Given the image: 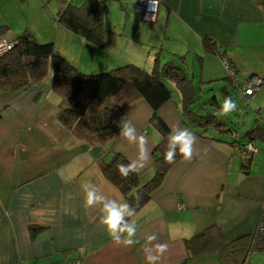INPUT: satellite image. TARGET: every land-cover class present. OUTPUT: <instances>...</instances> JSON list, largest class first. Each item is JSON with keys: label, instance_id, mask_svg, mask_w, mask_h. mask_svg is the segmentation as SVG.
I'll list each match as a JSON object with an SVG mask.
<instances>
[{"label": "crops", "instance_id": "crops-1", "mask_svg": "<svg viewBox=\"0 0 264 264\" xmlns=\"http://www.w3.org/2000/svg\"><path fill=\"white\" fill-rule=\"evenodd\" d=\"M52 1L0 0V26H7L3 37L14 39L29 30L43 42L57 31L52 40L59 39L61 55L83 71L128 60L147 59L152 67L159 56L162 63L180 66L190 59L199 62L203 78L227 58L240 84L253 74L264 77V0H160L152 21L136 10L134 0H79L77 5L67 0L74 6L105 2L104 46L57 23L61 3L56 0L58 9H50ZM111 11L120 19L116 24L109 21ZM205 38L226 58L209 52ZM171 83L173 98L161 115L186 156L123 231L119 220L127 200L102 163L122 153L142 182L154 175L152 154L162 135L151 123L147 101L135 100L117 136L103 145L61 124L63 97L51 79L15 92L0 90V264H181L187 259L223 264L218 250L189 258L186 240L202 231L228 241L256 232L264 204V154L259 148L248 168L241 155L239 165V142L187 124L181 90ZM203 103L198 98L193 107ZM260 129L247 138L253 144L264 140Z\"/></svg>", "mask_w": 264, "mask_h": 264}, {"label": "trees", "instance_id": "trees-1", "mask_svg": "<svg viewBox=\"0 0 264 264\" xmlns=\"http://www.w3.org/2000/svg\"><path fill=\"white\" fill-rule=\"evenodd\" d=\"M58 1L61 3L56 18L59 24L91 43L104 46L105 2H86L74 6L67 0ZM6 28L0 26V37H3ZM10 40L15 45L0 56V90L15 92L40 82L48 76L52 67V86L63 97L58 112L59 121L77 137L91 144H109L119 133L126 110L135 100L144 99L150 105L151 123L162 135L161 141L153 149L154 175L142 182L141 173L122 153H116L110 161L102 163L105 175L119 187L127 200V207L119 220L121 231L128 227L132 217L162 186L169 171L186 156L161 115L162 107L173 98L169 81L176 83L181 90L182 110L187 124L206 132L216 128L221 134H233L230 124L206 107L207 103L193 107L198 97L192 79L182 66L172 60L162 63L157 56L150 70L134 62H125L105 72L85 73L66 57L59 55L53 42H40L29 30ZM204 43L209 52L225 57V51L214 40L205 38ZM225 60L237 73L229 59ZM227 77L232 79L230 75ZM213 99L217 102L215 96ZM3 110L0 108V118L3 117ZM260 130V127H251L247 136L251 137L256 132L261 134ZM248 141L251 140L239 143L240 150L245 148ZM252 156L243 158L246 160L242 164L244 168L250 167ZM254 234L258 235L256 232ZM234 241H228L225 237H212L202 231L186 240L191 255L189 258L218 250L228 263L230 257L227 254L235 245ZM181 264H189V260Z\"/></svg>", "mask_w": 264, "mask_h": 264}, {"label": "rangeland", "instance_id": "rangeland-1", "mask_svg": "<svg viewBox=\"0 0 264 264\" xmlns=\"http://www.w3.org/2000/svg\"><path fill=\"white\" fill-rule=\"evenodd\" d=\"M48 2V1H46ZM74 4H79V0H74ZM50 9L56 7L58 9V1L53 0L51 3L48 4ZM57 12V11H56ZM109 14V13H108ZM142 14V13H141ZM58 15L55 13V20ZM112 22L120 21L118 14L115 12H110L109 15ZM57 21V20H56ZM58 23V22H57ZM109 24V22H108ZM51 37L48 38L49 41L46 42H53L55 44L56 52L61 55L59 49L62 47L59 45V39H55L57 41L54 42L52 38L59 37V33L57 31H53L51 33ZM63 56V55H62ZM165 60V59H164ZM188 63L182 64L184 69L190 75L191 79L195 80L196 82V89L197 94L199 95V101L204 102L207 101V105L210 106L212 112H214L220 119L225 120L230 124L233 129V134H226L228 136V140L237 141L240 144H244L246 139L248 138L247 132L251 127H260L264 129V84L261 86L260 90L256 93V96L248 102L239 92V89L236 85H234L233 78L230 80L227 76H229V71L227 64L225 62L216 63L212 65V73L205 74L204 77H201V63L192 61L191 59L188 60ZM123 62V61H122ZM129 62V60H128ZM134 62V61H132ZM150 61L147 59L144 61H140L139 64L150 70L154 62H151L152 67H150ZM166 62V61H164ZM124 63V62H123ZM123 63H112V67H108L106 69L100 70H86L84 69L85 73H98V72H105L106 70H111L118 65L116 64H123ZM208 65H210L208 63ZM111 66V65H110ZM193 72L195 77L193 78ZM54 73L53 68H50L49 74L45 79H51ZM216 75L212 79L210 76ZM232 81V82H231ZM206 82V83H205ZM169 87L175 89L171 82H169ZM228 92V93H227ZM214 96L218 98V102H214ZM180 99V98H179ZM182 101V100H181ZM198 101V99H197ZM196 101V102H197ZM261 105H258V104ZM258 106V107H256ZM260 112L258 111V109ZM258 108V109H257ZM214 134L220 133L216 128H211ZM255 148H260V153L264 154V140L254 139L253 140ZM239 145V144H238ZM239 148V147H238ZM258 155V154H256ZM240 156L241 150L238 151V163L240 165ZM235 245L231 248L230 253H228V257H230V262L226 263L224 260L222 261L223 264H264V236L263 235H255V234H246L235 239Z\"/></svg>", "mask_w": 264, "mask_h": 264}, {"label": "built area", "instance_id": "built-area-1", "mask_svg": "<svg viewBox=\"0 0 264 264\" xmlns=\"http://www.w3.org/2000/svg\"><path fill=\"white\" fill-rule=\"evenodd\" d=\"M135 8L137 11L142 13L143 18L147 21H152L156 19L159 12L160 0H134ZM15 45L14 41H11L5 37H0V56L3 55L6 51L10 50ZM225 64H227L229 75L233 78L235 84L239 85L238 89L241 95L250 102L255 96L256 93L260 90L261 86L264 84V77L253 74L248 79H246L242 84L239 83V77L237 76L236 71L229 65V63L224 59ZM258 152V149L255 148V145L248 141L245 144V148L241 150V155L243 158H247L250 155H253ZM256 233L258 235L264 236V204L262 208L261 217L256 228ZM79 261L74 262L72 260H67L59 264H75Z\"/></svg>", "mask_w": 264, "mask_h": 264}]
</instances>
